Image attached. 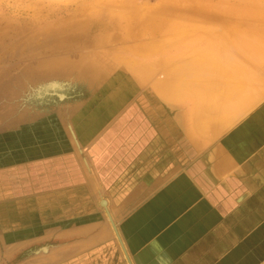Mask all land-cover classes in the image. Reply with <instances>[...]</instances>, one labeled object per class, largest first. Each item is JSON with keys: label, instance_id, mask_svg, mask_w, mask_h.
I'll return each instance as SVG.
<instances>
[{"label": "crops", "instance_id": "0c3cea01", "mask_svg": "<svg viewBox=\"0 0 264 264\" xmlns=\"http://www.w3.org/2000/svg\"><path fill=\"white\" fill-rule=\"evenodd\" d=\"M212 82L172 99L116 72L20 97L0 122V264H264V99Z\"/></svg>", "mask_w": 264, "mask_h": 264}, {"label": "rangeland", "instance_id": "374dc122", "mask_svg": "<svg viewBox=\"0 0 264 264\" xmlns=\"http://www.w3.org/2000/svg\"><path fill=\"white\" fill-rule=\"evenodd\" d=\"M250 3L262 5L264 0H0V122L4 115H9L13 109L19 107L20 97H24L30 104L34 103L30 88L38 85L39 89H43V83L50 78L66 81L68 77L73 81H67L77 83L78 86H93L113 73L121 72L162 94L159 78L162 75L164 54L178 56V67L187 64L184 71L194 69L193 73L179 71L182 75L180 78H188L191 84L186 85V82L182 81L183 87L180 89L183 88L184 95L177 96L176 99L194 92L193 95L203 100V95L195 92V87L204 83V76H209L205 80L212 82L218 79L229 86L233 83L231 80L236 79L238 75L242 76L243 73V78L248 79L246 82L251 86L249 95H255L250 96V103L255 104L264 99V32L252 37L247 35L253 27L252 18L232 25L234 14L243 15ZM71 17L74 19L67 20ZM257 17L263 18L264 14ZM63 21L79 29L77 31L80 43L61 52L39 49L45 28L55 27L57 22ZM59 27L64 28L60 25ZM234 30H237V33ZM83 34L86 37H83L84 39ZM99 34L103 39L96 46H86L89 49L82 46L87 39ZM233 45L237 47L234 49ZM205 57L210 59L207 61ZM62 58H66L64 61L68 60L70 64L71 60L76 62L83 58L78 67L80 71L84 69L82 74L80 71H74L75 74L67 73V76L62 69L55 68L60 65ZM201 60L209 62L203 65L207 63L208 68H212L202 71L207 68L201 67ZM64 61L63 64L69 63ZM91 62L97 65L95 66L97 72L101 73L100 78L94 79L91 74L84 75L86 69H89L87 65ZM196 62L200 66L195 64ZM258 63L261 65L259 68ZM234 65L243 69L233 71ZM40 67L44 68V72L37 71ZM51 70L53 72H50ZM209 70L211 75L207 74ZM228 71L232 73V77ZM222 73L226 77L221 78L224 76ZM199 74H204L201 75L202 79ZM226 74L230 76L228 80ZM216 86L220 87L219 84H215ZM68 92L60 86H55L47 96L63 100ZM257 92L260 95H256Z\"/></svg>", "mask_w": 264, "mask_h": 264}, {"label": "bare ground", "instance_id": "6f19581e", "mask_svg": "<svg viewBox=\"0 0 264 264\" xmlns=\"http://www.w3.org/2000/svg\"><path fill=\"white\" fill-rule=\"evenodd\" d=\"M251 4V3H250ZM250 4H248V7H247V11H245L244 13H243V15H240V14H238V13H235L234 14V16H233V20H232V25L233 26H235V25H237L236 23H239L240 21H242V20H244V19H247V18H252V22H253V27H252V30H251V32H249L248 31V33H247V35L248 34H250L249 35V37H252L253 35H256V34H260V33H262V32H264V17L263 18H259V17H257L259 14H264V4H259V3H252L251 5ZM250 5V6H249ZM74 6H76V5H74ZM256 14V15H255ZM253 16L255 17V18H253ZM81 18V17H80ZM80 18H78V19H80ZM69 19H74L73 17H71V18H67V20H69ZM82 19V18H81ZM84 20V19H83ZM82 20V21H83ZM250 20V19H249ZM84 21H86V20H84ZM78 22V21H77ZM91 22V21H90ZM69 22H65V21H63V22H57V24H56V26L55 27H50V26H48L47 28H45V30L43 31V39H42V43L40 42V44H39V49L40 48H44V49H48V50H51L52 49V51H54V50H56L57 52L59 51V52H61V51H64V50H66V49H69V48H72L73 46H77V44H79L80 42V36L78 35V31L77 30H79V29H76V28H73L72 27V24H68ZM75 23V22H74ZM79 23V22H78ZM83 23V22H82ZM81 23V24H82ZM87 23V22H86ZM76 24V23H75ZM84 24V23H83ZM59 25L60 26H64V28L63 27H59ZM86 25V24H85ZM73 26H74V24H73ZM77 26H78V24H77ZM88 26V25H87ZM79 28V27H78ZM6 29V28H5ZM2 31H4L3 29H2ZM6 31V30H5ZM81 31H82V27H81ZM85 31V30H84ZM87 31V30H86ZM85 31V32H86ZM163 31H165V30H163ZM236 33H237V30H234ZM87 32H89V31H87ZM4 33V32H3ZM81 34V33H80ZM78 35V36H77ZM88 36V35H87ZM95 36V35H94ZM84 37V34H83V36H82V38ZM84 38H86V37H84ZM83 38V39H84ZM103 38H102V36L99 34V35H97V36H95V37H93L92 39H87L86 40V42L84 43V45H82V46H85V48H87L86 46H91V45H94V46H96V44L98 43V42H100L101 40H102ZM82 41V40H81ZM79 42V43H78ZM52 43H55V44H57L56 46H52L51 44ZM216 45V44H215ZM82 46H81V48H82ZM215 47V46H214ZM233 48L234 47H237L236 45L234 46H232ZM87 49H89V48H87ZM235 49V48H234ZM42 50V49H41ZM45 51V50H44ZM157 53V52H156ZM158 53H161V52H158ZM164 53V52H163ZM203 52H201V54H202ZM211 53V52H210ZM214 53V52H213ZM207 54H209V53H207ZM199 55V54H198ZM197 55V56H198ZM211 55H212V53H211ZM204 56H206L205 54H204ZM149 58H151V57H149ZM205 58H207V57H205ZM209 58V57H208ZM208 58L206 59L207 61H208ZM63 59V58H62ZM61 59V60H62ZM64 59H66V58H64ZM64 59L62 60V61H64ZM68 59H70L69 57H68ZM204 59V58H203ZM210 59V58H209ZM214 59V58H213ZM80 60H83V58H79L78 59V61H76V62H74L73 60H71V64H70V61H66V63H68V64H63V62L61 61L59 64L60 65H58V66H56L55 68H60V69H62V71L63 72H66V75H67V73H69L70 75L71 74H75L76 72H79L80 71V69L78 68L79 67V61ZM199 60H200V58H199ZM216 60V59H215ZM215 60H213V61H215ZM263 61H264V59H262ZM64 61V62H65ZM72 61H73V63H72ZM201 61H203V62H200V65H201V67L203 66V67H206L207 69H201L202 71H204V70H208L209 68H208V66H207V63L209 64V62H207V61H205V60H201ZM219 61V60H218ZM225 61H227V60H225ZM224 61V62H225ZM82 62V61H81ZM90 62V61H89ZM179 57L178 56H173V55H171V54H164V58H163V70H162V75L160 76V78H159V84H160V86H161V88H162V91H161V93L163 94V95H166L167 97L169 96L170 98H174V99H176L177 98V96L178 97H180L182 94L184 95V90H183V88L182 89H180V87L182 86L183 87V84H182V81L183 82H186V85H190L189 84V79L188 78H186V79H183V78H185V77H181L180 78V76H182L180 73H179V71L181 72V73H185V72H189L190 71V73L192 72H194V69H192L193 71H191L189 68V70H187V71H184V70H186L187 69V67H186V65L184 66H181V67H178V66H180L179 65ZM205 62H207L206 63V65H203V63H205ZM221 62V61H220ZM262 62V61H261ZM74 63H76V64H74ZM78 63V64H77ZM115 63V62H114ZM178 63V64H177ZM198 63H199V61H198ZM212 63V62H211ZM260 63V62H259ZM257 64L258 65V67L257 68H259V65L261 64ZM263 63V62H262ZM57 64H58V62H57ZM90 64V63H89ZM87 65L88 67H89V69L87 70L86 69V74L84 73V75H87V74H91V76L92 77H94V79L95 78H100V76H101V73L100 72H97V65L94 63V62H91V64L90 65ZM195 64H197V62L195 63ZM236 64V63H235ZM96 65V66H95ZM121 65H123V64H121ZM125 65V64H124ZM123 65V66H124ZM197 65H199V64H197ZM199 65V66H200ZM212 64H210V66H211ZM224 65H225V63H224ZM86 66V67H87ZM119 66V65H118ZM215 66V65H214ZM261 66V65H260ZM87 67V68H88ZM191 67V66H190ZM196 67V66H195ZM195 67H193V68H195ZM200 67V68H201ZM217 67H218V65H217ZM228 67V66H227ZM226 67V68H227ZM41 68V67H40ZM37 69V71H39V73H42V72H44V68H41V69ZM84 68V67H83ZM212 68V67H211ZM210 68V69H211ZM216 68V67H215ZM244 68H246V67H244ZM249 68V67H248ZM252 68V67H251ZM251 68H249V69H251ZM79 69V70H78ZM124 69V68H123ZM196 69H197V67H196ZM230 69V68H229ZM238 70V69H243V68H241V66H239V65H234V66H232V70L234 71V70ZM43 70V71H42ZM84 69H82L81 71H83ZM127 70V69H126ZM198 71H199V69H197ZM215 70V69H214ZM219 70V69H218ZM224 70L226 71V69L224 68ZM223 70V71H224ZM237 70H236V72H237ZM259 70V69H258ZM46 71H49V70H46ZM62 71H60V74H61V72ZM74 71H76L75 73H74ZM80 71V74H82V72ZM201 71V72H202ZM232 71V72H233ZM257 71V70H256ZM50 72H53L52 70L50 71ZM56 72H58V71H56ZM73 72V73H72ZM210 72V70L207 72V74H210L209 73ZM235 72V73H236ZM243 72H244V70H243ZM253 72H255V71H253ZM260 72V71H259ZM264 72V71H263ZM214 73H216V74H218L217 73V71L215 72L214 71ZM226 73V72H225ZM228 73H229V71H228ZM239 73V72H238ZM250 73H252V71L250 70ZM262 73V72H261ZM260 73V74H261ZM223 74V73H222ZM232 75V73H229V75ZM240 74V73H239ZM249 74V73H248ZM256 74V73H255ZM264 74V73H263ZM69 75V76H70ZM190 75V74H189ZM201 75H204V74H201ZM201 75L199 74V76H200V78H201ZM206 75V74H205ZM211 75V74H210ZM224 75V74H223ZM227 75V74H226ZM229 75H227V79L226 80H228V76ZM230 75V76H231ZM235 74H233V76H234ZM259 75V74H258ZM262 75V74H261ZM68 76V75H67ZM77 76V75H76ZM215 76H217V75H215ZM229 76V77H230ZM205 77V76H204ZM203 77V79H204V83L205 82H210V80L208 81V80H205L206 78L208 79V77H206V78H204ZM223 77H226L225 75L224 76H222V78ZM232 77V76H231ZM234 77H236V76H234ZM248 77V76H247ZM253 77V76H252ZM64 78V80H65V77H63ZM77 78H78V76H77ZM200 78H199V80H200ZM220 78V77H219ZM51 79V78H50ZM49 79V81L47 80V81H45L44 83H43V85H44V88L43 89H39L37 86L38 85H35V86H32L31 88H30V94H31V97H33L35 100H45V98H48V99H50V97L49 96H47V94L50 92V91H52L53 89H54V87L55 86H60L62 89H65V90H67V91H71V92H73V91H81V89L84 87V85L82 86V85H79L78 86V84L77 83H72V82H69V81H73V80H71V79H68V77H67V80H69V81H63V79H60V80H50ZM54 79V78H53ZM59 79V78H58ZM183 79V80H182ZM202 79V78H201ZM210 79V78H209ZM214 79H215V77H214ZM232 79V78H231ZM234 79V78H233ZM248 80V79H247ZM246 79H244L243 78V73H242V76H240V75H238L237 77H236V79H234V80H231L233 83H231L230 84V86L231 87H229L228 86V88H232L231 90H232V92H233V90H234V92L233 93H237V94H234L232 97H234L235 95H241L242 93V89H247V90H249V88L251 87V86H247V83L248 82H246L247 81ZM202 81V80H201ZM222 81V80H221ZM249 81V80H248ZM203 83V82H202ZM202 83H200V87H199V89H201V85H203ZM207 83H205V87H204V89L202 88V93L203 94H201L200 92V90H196L195 92H199V94L200 95H204V93L205 92H207V91H205L204 92V90L207 88ZM229 83V82H228ZM212 84H213V82H212ZM210 85V87L212 86L211 84H209ZM214 86V85H213ZM210 87H208V89H210ZM246 87H248V88H246ZM263 87V86H262ZM228 88H226L227 90H228ZM261 88V87H260ZM264 88V87H263ZM241 89V90H240ZM211 90L212 89H210V93H213V92H215V91H213V92H211ZM231 90L229 91V93H228V91H227V94H225L224 96H225V98L227 99V97H229L230 95H232V92H231ZM243 90V91H244ZM253 90V89H252ZM252 90H250V91H252ZM76 91V92H77ZM183 91V92H182ZM223 91V90H222ZM226 91V90H225ZM238 91V92H237ZM239 91H241V92H239ZM217 92V91H216ZM231 92V93H230ZM248 92V91H247ZM260 92V91H259ZM222 93V92H221ZM221 93H220V97H221ZM225 93V92H224ZM238 93H241V94H238ZM249 93V92H248ZM254 93V92H253ZM216 94V93H215ZM256 95H260V93H255ZM182 95V96H183ZM206 95H208V96H206ZM218 95V94H217ZM216 95V96H217ZM226 95H227V97H226ZM247 96V98H248V95L246 94V92H245V94H244V96ZM223 96V95H222ZM250 96H252V95H249V97ZM207 97H209V94L208 93H205V98H207ZM215 97V96H214ZM239 97V96H238ZM243 97V96H242ZM241 96H240V98H242ZM252 97H255V95L254 96H252ZM252 97H250V99L252 98ZM219 98V96H217V99ZM229 98H231V96L229 97ZM245 98V97H244ZM243 98V99H244ZM257 98V97H256ZM209 99H212V96H211V98H209ZM220 99V98H219ZM221 99H222V97H221ZM220 99V100H221ZM232 99V98H231ZM249 99V100H250ZM208 100V99H207ZM219 100V101H220ZM225 100V99H224ZM228 100V99H227ZM238 100V99H237ZM248 100V99H247ZM248 100V101H249ZM247 101V102H248ZM255 101V100H254ZM204 102L206 103V102H208V101H205L204 100ZM224 102V101H223ZM225 102H227L226 103V105L227 106H230V107H232V108H234L230 103H229V105H228V101H225ZM232 102H234L233 100H232ZM235 102H236V98H235ZM246 102V104H248ZM251 102V101H250ZM223 104V103H222ZM251 104H253V103H250V105ZM201 105V104H200ZM209 105V104H208ZM225 105V104H224ZM236 105V104H235ZM237 105H238V103H237ZM242 105V104H241ZM245 104H243L242 106H244ZM249 105V106H250ZM222 106V105H221ZM239 106V105H238ZM247 106V105H246ZM245 106V107H246ZM133 108V107H132ZM248 108V107H247ZM123 109H125V108H123ZM214 109V108H213ZM213 109H211L212 111H213ZM239 109V108H238ZM246 109V108H245ZM215 111V110H214ZM224 111V110H223ZM231 111H232V109H231ZM238 111V110H237ZM242 111H243V109H242ZM127 112H129V111H127ZM136 112V111H135ZM130 113V112H129ZM161 113V112H160ZM159 113V114H160ZM239 113H241L240 111H239ZM119 114H120V112H119ZM118 114V115H119ZM132 114V113H131ZM130 114V115H131ZM139 114H141L140 112H139ZM165 114V113H164ZM215 114V113H214ZM129 115V114H128ZM61 116V115H60ZM216 116H217V114H216ZM129 117H131V116H129ZM218 117V116H217ZM115 118V117H114ZM180 118V117H179ZM123 119V118H122ZM136 120V119H135ZM137 122V121H136ZM125 123V122H124ZM143 123V122H142ZM116 124V123H115ZM114 124V125H115ZM127 124V123H126ZM166 124V123H165ZM121 125V124H120ZM160 125V124H159ZM168 125V124H167ZM162 126V125H161ZM69 127V126H68ZM124 128V127H123ZM128 128V127H127ZM122 129V128H121ZM113 130V129H112ZM120 130V129H119ZM157 130V129H156ZM171 131V130H170ZM147 132V131H146ZM168 132V131H167ZM112 137V136H111ZM132 137V136H131ZM163 137V136H162ZM156 138V137H155ZM174 138V137H173ZM137 139V138H136ZM153 141V140H152ZM136 142V141H135ZM162 142V141H161ZM128 145V144H127ZM164 151V150H163ZM170 151V150H169ZM121 152V151H120ZM195 152V151H194ZM185 154V153H184ZM115 156V155H114ZM143 156H144V154H143ZM138 158V157H137ZM58 159V158H57ZM67 159H69V158H67ZM60 160V159H59ZM161 160V159H160ZM68 161V160H67ZM173 161V160H172ZM52 162H54V161H52ZM58 162H60V161H58ZM70 162V161H69ZM120 162V161H119ZM165 163H167V162H165ZM63 164V163H62ZM67 165V164H66ZM69 165V164H68ZM46 166V165H45ZM71 166V165H70ZM74 166V165H73ZM54 168V167H53ZM69 168V167H68ZM34 169V168H33ZM38 169V168H37ZM160 169V168H159ZM55 170V169H54ZM68 170V169H67ZM72 170V169H71ZM38 171H40V170H38ZM81 171V170H80ZM34 172V171H33ZM79 172V171H78ZM80 173V172H79ZM79 173H77L78 175H79ZM82 173V172H81ZM30 175V174H29ZM72 175V174H71ZM83 175V174H82ZM75 176V175H74ZM77 176V175H76ZM75 176V177H76ZM37 177V176H36ZM79 177H80V175H79ZM68 178V177H67ZM82 178V177H81ZM47 179V178H46ZM70 179H72L71 177H70ZM80 180V179H79ZM82 180V179H81ZM80 180V181H81ZM70 181V180H69ZM68 181V182H69ZM76 181V180H75ZM53 182V181H52ZM67 182V183H68ZM24 184V183H23ZM40 184V183H39ZM33 186H35V185H33ZM51 186V185H50ZM55 186V185H54ZM36 187V186H35ZM41 187V186H40ZM61 187V186H60ZM52 188V187H51ZM25 189H27V188H25ZM42 189V188H41ZM9 190V189H8ZM38 190V189H37ZM4 191V190H3ZM28 191V190H27ZM10 192V191H9ZM76 192V191H75ZM19 193V192H18ZM75 194V193H74ZM49 195V194H48ZM12 197V196H11ZM19 197V196H18ZM40 197V196H39ZM1 200H2V198H1ZM59 200H60V198H59ZM19 202V201H18ZM54 202V201H53ZM56 202V201H55ZM103 202V201H102ZM34 203V202H33ZM105 203V202H104ZM20 206V205H19ZM25 206V205H24ZM41 206V205H40ZM103 206V205H102ZM23 207V206H22ZM258 208V207H257ZM18 209V208H17ZM50 209V208H49ZM44 210V209H43ZM47 210V209H46ZM9 211V210H8ZM1 212H3V211H1ZM26 212V211H25ZM42 212V211H41ZM50 212V211H49ZM21 213V212H20ZM24 213V212H23ZM22 214V213H21ZM3 216V215H2ZM30 217V216H29ZM1 218V217H0ZM27 218V217H26ZM25 219V218H24ZM25 220H27V219H25ZM37 220V219H36ZM28 221V220H27ZM31 221V220H30ZM4 222V221H3ZM22 222V221H21ZM3 224V223H2ZM16 224V223H15ZM25 224H28V223H25ZM24 224V225H25ZM40 224V223H39ZM21 225H23V224H21ZM9 226V225H8ZM258 226V225H257ZM28 227V226H27ZM24 228V227H23ZM3 229V228H2ZM16 229V228H15ZM21 229V228H20ZM34 229V228H33ZM10 230V229H9ZM17 230V229H16ZM29 230V229H28ZM6 233V232H5ZM98 260V259H97ZM96 260V261H97Z\"/></svg>", "mask_w": 264, "mask_h": 264}]
</instances>
